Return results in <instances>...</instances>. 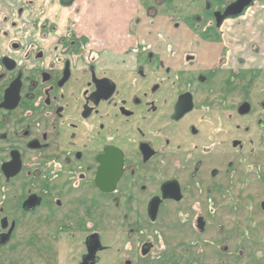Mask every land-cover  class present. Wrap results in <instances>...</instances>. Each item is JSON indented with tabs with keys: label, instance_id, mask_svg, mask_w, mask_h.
<instances>
[{
	"label": "flooded vegetation",
	"instance_id": "1",
	"mask_svg": "<svg viewBox=\"0 0 264 264\" xmlns=\"http://www.w3.org/2000/svg\"><path fill=\"white\" fill-rule=\"evenodd\" d=\"M91 1L0 0V252L15 241L20 227L30 229L40 219L47 232L54 230L51 237L63 239L64 253L74 252L67 264H99L104 251L94 216L99 200L104 201L100 207H106L124 182L131 183L140 167L156 159L153 171L160 174L161 161L182 164L177 154L183 149L192 156V141L201 132L194 124L183 128L182 123L195 112L194 96L188 91L175 95L168 109L157 113L152 98L160 94V84L139 95H120L113 75L127 74L128 59L97 57L100 35L111 33L103 45L109 55L120 50L125 57L130 51L143 57L136 65L140 78L151 67L160 71L166 61L154 52L158 42H152L165 29L160 9L168 6L173 9L168 29L176 35V45H182L181 34L190 37L185 44L192 50L185 57L189 66L205 48L202 66L210 71L217 63L222 69L227 64L240 70L236 66L246 64L241 55L231 53L230 35H240L239 29L226 24L255 15L258 0H132L126 11L83 17V3ZM177 7L185 9L182 16ZM251 22L264 33L253 17ZM221 36L223 43H218ZM243 105L249 106L245 114L240 113ZM243 105L237 111L246 116L251 106ZM258 126L264 129V123ZM132 132L138 138L135 155L129 158L123 142ZM201 161L193 176L204 171ZM148 179L157 184L146 205L154 223L165 202L180 204L184 192L175 178L157 181L150 174ZM197 229H205L202 217ZM152 249L153 244H145L142 257Z\"/></svg>",
	"mask_w": 264,
	"mask_h": 264
},
{
	"label": "rangeland",
	"instance_id": "2",
	"mask_svg": "<svg viewBox=\"0 0 264 264\" xmlns=\"http://www.w3.org/2000/svg\"><path fill=\"white\" fill-rule=\"evenodd\" d=\"M126 3L132 6L133 1L86 2L82 15L126 11ZM160 10L165 29L151 41L158 42L160 46L154 52L166 61L158 68L160 71L151 67L140 78L136 65L137 59L143 57L138 52L130 51L125 57L122 51L115 50L109 55L103 45L111 33L99 36L97 57L128 59L127 74L113 75L120 95L125 92L129 96L139 95L147 87L160 84V94L152 98L157 113L167 110L175 95L191 93L196 109L182 124L183 128L185 124H194L201 134L192 141L191 158L185 149L178 152L182 164L175 159L161 161L164 168L158 174V169L153 171L158 166L156 159L145 168L140 167L139 176L131 183L124 182L113 198L106 200V207H100L104 201L99 200L94 212L104 245L99 264H264V129L258 126L264 123V33L256 31L251 22L253 17L258 21L256 26L264 28V0H258L255 15L226 24L228 28L239 29L240 35H230L234 38L230 47L233 55L239 54L245 60V65H234L241 70L230 69L227 64L222 69L218 63L211 71L205 69L210 68L202 66L206 48L200 51L197 62L189 66L185 57L192 50L185 44L190 37L181 34L178 43L182 45H176L177 37L169 30L173 26L170 22L173 9L164 6ZM177 12L182 16L185 9L179 8ZM223 38L218 43H223ZM237 38L241 42H236ZM226 40L230 43L229 37ZM245 103L250 104L251 110L241 116L237 110ZM137 138L132 132L123 142L129 158L135 155L133 146ZM198 159L202 160L204 171L201 169L198 176H193ZM150 174H155L157 181L175 178L184 192L180 204L165 202L154 223L149 221L146 207L157 187L154 180L148 179ZM199 217L205 221L203 232L197 229ZM41 222L34 220L30 229L19 228L15 241L1 250L0 264H67L74 252L64 253L63 239L51 237L54 230L47 232L48 227ZM148 243L153 244V249L142 257L141 249Z\"/></svg>",
	"mask_w": 264,
	"mask_h": 264
},
{
	"label": "water",
	"instance_id": "3",
	"mask_svg": "<svg viewBox=\"0 0 264 264\" xmlns=\"http://www.w3.org/2000/svg\"><path fill=\"white\" fill-rule=\"evenodd\" d=\"M248 110H249V106L248 105H243V107L240 109V113L241 114H245V113L248 112ZM165 195H167V194H165ZM175 199H176V201H180L181 200V196L178 197V198H175ZM157 204H158V202L153 205V211H152L153 217L155 216V213H156V205ZM200 227H202V226H200Z\"/></svg>",
	"mask_w": 264,
	"mask_h": 264
}]
</instances>
